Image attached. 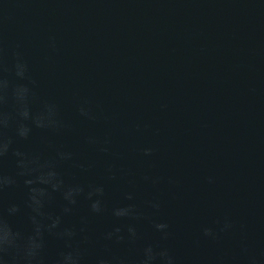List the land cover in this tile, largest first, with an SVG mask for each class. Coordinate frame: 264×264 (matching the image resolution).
Listing matches in <instances>:
<instances>
[{"label": "water", "instance_id": "obj_1", "mask_svg": "<svg viewBox=\"0 0 264 264\" xmlns=\"http://www.w3.org/2000/svg\"><path fill=\"white\" fill-rule=\"evenodd\" d=\"M0 264H264V0H0Z\"/></svg>", "mask_w": 264, "mask_h": 264}]
</instances>
